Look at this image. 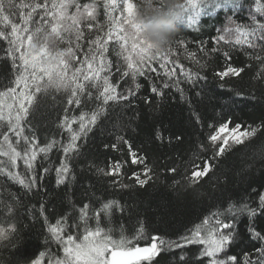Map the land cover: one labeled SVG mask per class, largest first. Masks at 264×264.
<instances>
[{"label":"snow or ice","instance_id":"1","mask_svg":"<svg viewBox=\"0 0 264 264\" xmlns=\"http://www.w3.org/2000/svg\"><path fill=\"white\" fill-rule=\"evenodd\" d=\"M182 4L184 12L179 25L194 30L199 29L202 17L215 18L220 13L224 14L225 23L216 29L212 48L206 49V42L201 41L202 56L185 48L186 58L195 68L185 67L179 58L172 59L177 53L171 45L161 52L146 44L140 35L141 26L136 23L138 5L134 0H106L104 7L110 21L106 32L93 23L97 18L95 0L83 5L78 0H0V40L10 45L8 55L16 71L12 85L0 91V175L31 192L36 187L38 166L43 173L50 171L42 162H50L49 154L58 142L51 140L41 144L29 119L37 94L48 89H63L69 93L65 113L73 105L76 108L82 104L94 105L90 112L65 115L59 124L67 133L66 138L59 142V151L64 156L55 168L56 183L61 185L67 179H74V175L70 176V160L73 154H79V142L86 139L101 117L107 114L110 104L131 103L130 97L135 96L140 88L136 82L138 76L144 77L147 73L162 75L166 78L162 88H173L183 97L185 88L182 85H187L196 89L195 95L200 97L199 86L208 80L204 72L208 66L204 57L222 52L226 62L230 61V52L220 47L227 45L236 51L243 50L250 60L260 62L256 75L264 79V0H182ZM154 6L164 8L163 4ZM73 8L75 11H70ZM118 9L120 14L114 17L113 13ZM242 13L246 16L243 22L240 20ZM85 27L89 34L94 27L97 28L95 38L89 37L86 44ZM65 43L68 45L66 48L59 47ZM110 43L118 45L120 51L116 54L123 56L126 62L120 79L130 77L134 87L118 91L119 83L113 80V62L109 59ZM179 43L184 45V41ZM154 64H158L162 72H158ZM245 67H251V64ZM245 67L226 63L222 70L214 71V75L225 81L226 77H240ZM116 71H121L119 65ZM219 88L231 91L225 83H221ZM151 91L157 96L164 95L155 84ZM235 97L256 99L255 95L248 97L239 91L235 92ZM193 115L200 127V137L185 169L189 172V186L198 184L212 172L220 159L234 147L247 146L246 142L254 138L262 127L260 124L245 127L222 112L207 122L199 113L194 112ZM156 138L161 139L159 133ZM116 139L128 145L132 164L144 165L142 173L133 172L129 177L143 188L153 178L149 174L152 173L151 166L146 163L145 156L132 149L127 139L120 135ZM175 139L182 141L183 137L177 135ZM18 161H22L23 172L17 171ZM168 171L174 173L177 168L172 167ZM97 173L119 177L121 164L115 162L107 171L97 167ZM111 183L120 188L130 187L119 180ZM248 183L251 190L244 189L243 197L222 194L218 198L219 206L213 205V210L200 222L175 239L149 232L138 207L128 208L116 199H108L101 202L98 210L93 208L90 212V205L85 203L71 221L69 217L62 216L48 224L49 235L43 241L47 253L41 251L40 258L33 259L31 264H45L46 256V264H158L157 257L162 252L174 250H186L178 256L181 262L187 261L191 253L195 264H264V230L254 227L255 220L264 215V191H258L251 182ZM160 207L166 212L178 211L172 204H158L157 208ZM114 210L121 213L127 210L129 215L135 211L137 224L130 233L124 224L114 222ZM0 212L3 213L0 215V242L11 241L18 229L6 217L14 214L15 205L0 201ZM242 217H247L250 240L256 243L250 251L238 255L230 249L237 244V223ZM45 223H48L47 217ZM17 239L19 243L13 247L19 248L24 245L25 237L21 234ZM141 241L146 243L141 246ZM53 244L57 246L56 250H53ZM189 246L201 247L193 250Z\"/></svg>","mask_w":264,"mask_h":264},{"label":"trees","instance_id":"2","mask_svg":"<svg viewBox=\"0 0 264 264\" xmlns=\"http://www.w3.org/2000/svg\"><path fill=\"white\" fill-rule=\"evenodd\" d=\"M78 2L83 5L92 3L93 0H78ZM134 2L140 4V0ZM95 3L97 18L93 23L98 24L106 32L110 26L104 7L106 0H95ZM119 14L118 9L113 16ZM240 20L242 22L246 20L243 13L240 15ZM224 23V14L220 13L215 18L202 19L198 30L179 25V30L171 44L177 55L172 59L179 58V62L185 67L195 68V65L186 58L185 48L189 52H195L197 56H202L200 42H206L204 45L206 49L212 48L214 46L212 37L217 35L216 29L222 28ZM83 31L85 44L89 37L95 38L97 34L93 29L89 34L86 27ZM179 41H184V45L181 46ZM63 46L61 48H66L68 45L65 43ZM220 47L229 51L232 59L226 62L222 52L204 57L208 65L204 70L208 80L199 86L202 92L200 97L195 95L196 89L187 85H182L185 88L183 97L173 88H162L166 79L162 75L147 73L144 77L138 76L136 82L140 84V88L136 90L135 96L130 97L131 103L122 101L118 104H110L107 114L101 117L88 133L87 138L79 142V154H73L70 160L72 168L70 176L74 175V179H67L61 185L56 183L55 168L59 166L64 156L63 152L59 151V142L66 138L67 133L59 124L65 115H78L81 111L90 112L94 105L82 104L80 108L73 105L69 112L65 113L69 96L67 91L48 89L47 92L37 94L29 116L35 135L41 144L51 140H56L58 143L49 154L50 162H42L50 171L43 173L38 166L36 187L31 192L9 181L6 176L0 175V201L15 205L14 214L6 219L14 222L18 229L11 241L0 242V264H31L33 259H39V253L41 251L47 253L48 250L43 242L49 235L48 224L54 223L62 216L69 217L71 221L85 203L90 205V212L93 208L98 210L101 202L108 199H116L128 208L138 207L139 214L146 219L149 232L175 239L187 228L200 222L204 215L213 210V205L219 206L218 198L222 194L243 197L244 189L251 190L248 182H251V186L257 187L258 191H264V79H259L256 75L260 62L250 60L243 50L236 51L227 45ZM9 48L7 41L0 40V91L11 86L16 75L12 58L8 55ZM119 51L118 45L109 44V59L113 62V80L119 83L118 91L134 87L130 77L120 79L126 62L123 56L116 54ZM226 63L237 67L251 64V67H245L240 77H226L225 81H220L214 75V71L222 70ZM117 65L120 67V72L116 71ZM153 66L158 68V72H162L158 64ZM179 75L180 70L177 68V76ZM221 83H225L231 91H222L219 88ZM154 84L161 88L164 92L163 96H157L151 91ZM237 91L248 97L255 95L256 99H238L235 97ZM194 112L199 113L205 122L210 121L216 113L222 112L245 127L249 124L253 126L260 124L262 127L254 138L246 142L247 146L234 147L226 157L220 159L212 172L198 184L189 186L187 181L189 172L185 169L192 157L195 143L200 137V127L195 121ZM157 133L161 136L159 140L156 138ZM117 135L127 139L132 149L138 155L145 156L146 163L152 168V173L149 174L153 178L143 188L136 185L135 180L129 177L133 172L142 173L144 165L131 163L132 157L128 145L122 140H117ZM177 135L183 137L182 141L175 139ZM113 144L116 145L115 148L112 147ZM105 145L108 147L106 148ZM115 162L121 164L119 177L97 173V167L107 171ZM172 167H176L177 171L169 172L168 169ZM17 171H24L22 161H18ZM245 177L247 179L241 182ZM113 180H119L120 183L130 187L120 188L111 183ZM13 197L16 199L13 200ZM158 204L175 205L178 211L166 212L163 207L158 209ZM0 215L3 213L0 212ZM45 217L48 223H45ZM113 220L118 224H124L129 233L137 224L135 211L129 215L127 210L124 213L114 210ZM254 227L257 230H264V215L255 220ZM237 232V244L230 250L242 255L243 252L250 251L256 243L250 240L247 217H242L238 221ZM21 234L25 237L24 245L19 248L13 247L14 244L19 243L17 237ZM145 243V241L140 242L141 246ZM200 247L189 246L193 250H198ZM52 248L56 250L57 246L53 244ZM181 251L186 250L162 252L160 257H157L158 264H195V258L191 253L187 261H179L178 256ZM46 259L47 256L45 264Z\"/></svg>","mask_w":264,"mask_h":264},{"label":"clouds","instance_id":"3","mask_svg":"<svg viewBox=\"0 0 264 264\" xmlns=\"http://www.w3.org/2000/svg\"><path fill=\"white\" fill-rule=\"evenodd\" d=\"M183 12L182 0H140L136 23L141 26V38L154 51L166 50L175 39Z\"/></svg>","mask_w":264,"mask_h":264},{"label":"bare ground","instance_id":"4","mask_svg":"<svg viewBox=\"0 0 264 264\" xmlns=\"http://www.w3.org/2000/svg\"><path fill=\"white\" fill-rule=\"evenodd\" d=\"M204 18H205V17H202L201 20L204 19ZM93 30H94V31H97V28L94 27ZM63 45H65V44H61V45H59V47H60V48H61V47H64Z\"/></svg>","mask_w":264,"mask_h":264},{"label":"rangeland","instance_id":"5","mask_svg":"<svg viewBox=\"0 0 264 264\" xmlns=\"http://www.w3.org/2000/svg\"><path fill=\"white\" fill-rule=\"evenodd\" d=\"M71 10V9H70Z\"/></svg>","mask_w":264,"mask_h":264}]
</instances>
